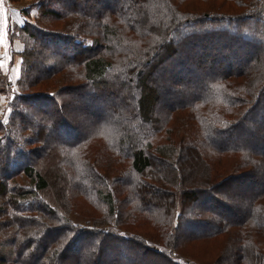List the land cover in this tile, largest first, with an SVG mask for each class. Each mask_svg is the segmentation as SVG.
<instances>
[{"label": "trees", "instance_id": "1", "mask_svg": "<svg viewBox=\"0 0 264 264\" xmlns=\"http://www.w3.org/2000/svg\"><path fill=\"white\" fill-rule=\"evenodd\" d=\"M109 1L38 0L11 33L23 51L15 82L0 72V264H60L70 250L73 264H136L123 252L264 264V150L233 139L264 144V0ZM80 93L109 116L93 111L83 136L65 114ZM163 94L173 100L151 114ZM57 129L73 140L45 146Z\"/></svg>", "mask_w": 264, "mask_h": 264}, {"label": "rangeland", "instance_id": "2", "mask_svg": "<svg viewBox=\"0 0 264 264\" xmlns=\"http://www.w3.org/2000/svg\"><path fill=\"white\" fill-rule=\"evenodd\" d=\"M37 2L38 0H19V1H9V0H5L6 3H4L1 6V10L0 12L3 13L5 15V18L2 17V15L0 14V72L5 74V77H7V80L10 81H14L15 78L20 74V62L22 60V56H21V52L23 51V43L22 41H20V37H11V33H17V27L21 26L23 24L24 21V17L22 15V9H27V7L32 3V2ZM118 0H114V1H109V5L112 6L111 4H116L118 3ZM95 8L91 9V16L94 18L96 17L97 14L101 13L102 11L108 9V6H104L103 3H97L95 4ZM109 6V7H110ZM35 11L32 12V14H34ZM6 21V27L4 26V22ZM66 25H64V27L61 30H65L66 29ZM4 28H5V33H4ZM21 36V35H20ZM49 48V52L48 54L50 55L51 53L57 52L59 51L60 54H63V50L59 49H51ZM38 68L36 71V75L41 74V70L45 69L47 66V62H38ZM15 82V81H14ZM13 82V83H14ZM57 87V85L55 86ZM37 88V87H36ZM52 88V87H50ZM54 88V86H53ZM200 88V87H199ZM12 91V90H11ZM160 94V93H159ZM161 98L160 100L157 102L158 104L156 105V108H153L151 110V114L153 115H157L158 114H162V112H164V108H165V104L170 101H172L173 99H166L164 98L165 95H159ZM72 98V99H71ZM69 100V102L66 104V108H65V114L67 117V120L69 122H71L75 128H76V134L83 136L85 135V132L89 131L91 129V125L92 123V119L93 118V111L96 112V116L99 117L98 119L100 121L104 122H109V116L107 115V112H105L102 107H101V103L99 102L88 105L87 104V93H80L79 96L71 97ZM117 100L116 99H107L106 103L107 104H113L116 103ZM8 103V99L6 98V94H4L3 96L0 97V115L3 116L8 110L6 107V104ZM29 104L27 103V106ZM83 106V108L81 107L79 109V106ZM31 107V106H29ZM31 111L28 113L27 115V122H30L32 125H34L36 122H40V118L41 115H39V111H37L35 108L31 107ZM48 112H51L53 110V108L50 106H48ZM6 111V112H5ZM148 113V112H147ZM107 115V116H106ZM114 119V118H113ZM115 120V119H114ZM60 130H56V134L57 132H59ZM64 130H62V132L60 131L59 133H61V137H59L56 134H48V137L46 138V140L44 141L45 146H49L52 143H61V142H71L73 140V138L71 139H66L65 138V132H63ZM251 134V133H250ZM241 136V137H240ZM238 136V134H235L233 136L234 141H238L241 144H245L250 150H264V144L260 142L259 143H252V141L249 139V135H247V133H245L243 135ZM215 143H217V140H214ZM26 160L24 159L22 162L24 163ZM258 170L255 171L258 173ZM260 171V170H259ZM256 175V174H255ZM255 188L254 189H258L260 187H263L262 185V178L258 176V178H255ZM55 184V183H54ZM58 185V184H56ZM227 189L224 192H227ZM232 190H234V188H232ZM238 194H242L243 193H239ZM157 198L154 197V195L150 196V200L151 201H155ZM233 209L236 212V217H233L232 215L228 217L229 220H236L238 219V217L241 216V214L243 213V209H245V205H243L241 207V204L238 205V201H236V203H233ZM195 206V204H194ZM213 218H215V220H213V222H216L217 217L218 216H212ZM48 237L52 238L54 237L53 233L47 235ZM56 236V235H55ZM5 238H0V256L1 257H6L5 254L9 253L10 247L8 246L7 242H4ZM82 243H85L84 241H81L80 243L77 244V246L82 247ZM190 246V245H189ZM188 246V247H189ZM189 254H192L193 256H195L197 259H199L201 262H203L204 259H201L204 254V250L201 249V247H195L194 246L192 248H189L188 250ZM11 252V251H10ZM77 251H72L70 250L68 253L70 254V257L74 256V254ZM239 250L237 247H234L232 249L231 255H236L238 254ZM78 253L82 254V251H79ZM197 253V254H196ZM198 257H197V256ZM136 258L131 257L128 255L127 252H123V262H129V263H136V264H160L158 261H154L151 260L149 258L146 259H140L139 257H137L136 255H134ZM70 257L68 259H66L67 263L64 262L65 260H61L60 264H73L71 263ZM233 258V257H232ZM232 258L230 257V259L228 260V263L231 262ZM70 260V261H69ZM135 260H137L138 262H136ZM112 261L110 258V255H104L103 258H101L100 260V264H109L112 263L110 262ZM147 262V263H146Z\"/></svg>", "mask_w": 264, "mask_h": 264}, {"label": "crops", "instance_id": "3", "mask_svg": "<svg viewBox=\"0 0 264 264\" xmlns=\"http://www.w3.org/2000/svg\"><path fill=\"white\" fill-rule=\"evenodd\" d=\"M6 3L5 0H0V10L2 9L1 6ZM0 14L2 15L3 18H5V15L3 13L0 12ZM4 33H5V28H4Z\"/></svg>", "mask_w": 264, "mask_h": 264}, {"label": "snow or ice", "instance_id": "4", "mask_svg": "<svg viewBox=\"0 0 264 264\" xmlns=\"http://www.w3.org/2000/svg\"><path fill=\"white\" fill-rule=\"evenodd\" d=\"M4 26L6 27V21L4 22Z\"/></svg>", "mask_w": 264, "mask_h": 264}]
</instances>
